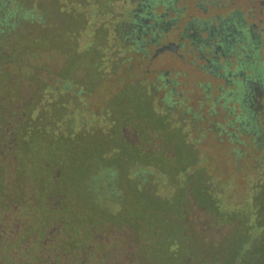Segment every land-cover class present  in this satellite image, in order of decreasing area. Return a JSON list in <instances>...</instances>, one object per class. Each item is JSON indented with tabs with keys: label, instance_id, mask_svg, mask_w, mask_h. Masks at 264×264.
I'll use <instances>...</instances> for the list:
<instances>
[{
	"label": "rangeland",
	"instance_id": "1",
	"mask_svg": "<svg viewBox=\"0 0 264 264\" xmlns=\"http://www.w3.org/2000/svg\"><path fill=\"white\" fill-rule=\"evenodd\" d=\"M171 4L177 22L159 31L157 42L136 49L123 39L133 0H6V21L0 12L1 248L37 246L41 233L72 223L74 212H83L77 206L82 173L92 165L98 176L111 166L116 172L109 180L120 203L103 197L102 205L142 216L168 213L175 225L169 218L146 228L176 229L181 258L193 264H264V99L253 122L240 121L239 93L224 101L213 83L224 90L233 85L199 69L195 52L172 58L163 43L175 40V28L188 15L233 6L255 12L260 5ZM152 6L160 11L162 4L154 0ZM261 9L248 19L262 18L257 26L264 53ZM162 63L170 66L158 69ZM160 70L168 71V81ZM40 167L47 172L42 184ZM133 170L142 171L143 179ZM104 182L99 178L98 187ZM107 228L123 230L118 224ZM128 238L120 247L130 253L135 238ZM32 259L41 261L30 253ZM24 260L17 251L6 264Z\"/></svg>",
	"mask_w": 264,
	"mask_h": 264
},
{
	"label": "trees",
	"instance_id": "2",
	"mask_svg": "<svg viewBox=\"0 0 264 264\" xmlns=\"http://www.w3.org/2000/svg\"><path fill=\"white\" fill-rule=\"evenodd\" d=\"M0 7L1 13L7 11V8L5 9L1 5ZM2 17L4 16L2 15ZM250 122L252 121L250 120ZM87 167L86 172L82 173L78 179L84 201H82L83 198H79L77 206L83 212H74L72 223L68 222L66 227L59 225L47 233H41L38 239L35 238L37 246L30 243H28L31 245L30 248L28 244L3 245L2 248L0 247V264L11 262L12 257L17 255V251L25 258L23 264H193L188 259L181 258L183 255L181 247L183 248V246L178 244L181 234L176 229L174 231L172 229L159 231L157 226L158 228L152 231V228H146V226L153 227L159 223L165 224L169 218L171 224L175 225V218L163 212H149L142 216L143 213L116 212V207L109 210L108 206L102 205L100 199L107 197L110 203H120L118 197H114L116 189L113 180H109L115 176V168L109 166L100 169L101 172L99 171L97 176L92 165ZM44 168L40 167L38 170L40 184H42L41 179L44 178V174H47ZM137 171L133 170L131 174L138 175L140 179H143L142 171H138L136 174ZM20 177H22L21 171ZM36 177L37 175L35 180ZM102 177L105 182L101 187H98L99 178ZM82 203L86 204L85 208ZM43 205L45 206L42 207L45 208L48 203L43 202ZM126 213L129 214L128 219H131L129 222H126ZM111 224L122 225L123 230L112 232L107 228L111 227ZM101 225L104 228L99 230ZM127 238H135V246L130 253L124 247L125 256L122 257L120 252L123 251L120 244L121 242L125 243ZM56 242L58 246L55 245ZM103 251L107 254L104 258ZM30 253L41 257V261L36 259L28 261Z\"/></svg>",
	"mask_w": 264,
	"mask_h": 264
},
{
	"label": "flooded vegetation",
	"instance_id": "3",
	"mask_svg": "<svg viewBox=\"0 0 264 264\" xmlns=\"http://www.w3.org/2000/svg\"><path fill=\"white\" fill-rule=\"evenodd\" d=\"M153 1L133 0L123 39L132 42L130 44L136 49L142 43L157 42L159 33L169 30L178 20V9L174 8L171 0H160V11L154 10ZM256 1L260 8L255 12H250L251 8L248 7L242 9L240 6H233L226 12L216 11L207 16L188 15L179 27L175 28V40L167 38L163 42L167 44L172 58L183 59L184 50L195 52V56L200 60L195 63L199 69H203L211 77L220 78L224 85L232 84L233 88L228 90H224L219 82L213 83V86L223 90L216 95H220L224 101L233 91L239 93L237 117L245 123L255 120L256 110L264 99V53L260 52L262 26H257V21L262 18L258 16L256 19H248L249 14L253 17L263 11L261 7L264 0ZM5 2L6 0H0V5L6 9ZM168 9L175 13L166 16ZM202 10H205V6H202ZM9 13L8 10L4 12V21ZM188 61L192 63L191 58ZM159 72L164 81H168L165 77L168 71ZM171 89L166 90V95Z\"/></svg>",
	"mask_w": 264,
	"mask_h": 264
},
{
	"label": "water",
	"instance_id": "4",
	"mask_svg": "<svg viewBox=\"0 0 264 264\" xmlns=\"http://www.w3.org/2000/svg\"><path fill=\"white\" fill-rule=\"evenodd\" d=\"M166 46H167V44H165ZM160 49H162V48H160V46H158V48L156 49V50H160ZM170 64H156V67L158 68V69H161V68H167L168 66H169Z\"/></svg>",
	"mask_w": 264,
	"mask_h": 264
}]
</instances>
